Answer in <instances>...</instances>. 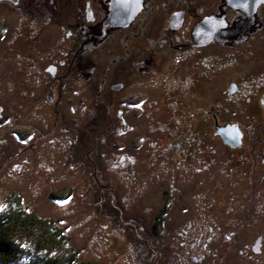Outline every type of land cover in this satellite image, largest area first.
<instances>
[{
  "label": "flooded vegetation",
  "instance_id": "af4514ba",
  "mask_svg": "<svg viewBox=\"0 0 264 264\" xmlns=\"http://www.w3.org/2000/svg\"><path fill=\"white\" fill-rule=\"evenodd\" d=\"M113 1L0 0V42L5 39L9 49L16 51L4 56L5 61L25 62L22 84L34 83L32 88L38 89L33 105L45 96L51 108L49 101L56 97L78 130L86 121V105L92 97L95 108L107 103L105 114L114 112L120 133L131 129L125 113L127 117L148 110L165 116L153 115L157 128L166 132L158 152L157 179H153L156 206L155 214L150 212L151 225L164 209L173 207L182 188L193 189L191 197L201 218L187 220L183 232L254 234L253 244L244 245L240 252L260 251L264 234V0H125L134 1L132 6L138 1V10L126 24L123 18L115 22L107 18ZM126 6L121 8L124 14ZM205 17L210 21L197 31ZM48 38L52 39L44 48ZM117 46L126 53L120 54ZM25 48L31 55L35 51V58L43 56L40 63L30 59ZM169 54H175L173 61ZM126 67L133 82L145 89L127 90L126 96L115 99L128 87ZM36 68L38 78L30 82L29 73ZM93 68L99 70L96 77ZM90 81L97 86L89 87ZM45 84L53 93L49 98L40 91ZM152 87L160 91L159 100L150 101ZM106 90L109 93L104 95ZM51 115L54 120L60 117L62 123L66 120L56 108ZM2 117L0 105V130L6 123ZM41 117L45 119L46 114ZM223 126L227 131L238 128L239 145L224 144L217 132ZM133 145L138 147L136 142ZM216 150L225 163L213 164L219 165L218 171L210 161ZM239 165L244 173L236 169ZM184 208L189 211L188 206ZM211 213L215 220L209 221ZM204 255L189 254L186 264H212L204 261Z\"/></svg>",
  "mask_w": 264,
  "mask_h": 264
},
{
  "label": "rangeland",
  "instance_id": "374dc122",
  "mask_svg": "<svg viewBox=\"0 0 264 264\" xmlns=\"http://www.w3.org/2000/svg\"><path fill=\"white\" fill-rule=\"evenodd\" d=\"M49 39L52 38L44 40V48L50 44ZM7 41L14 40L9 38ZM8 44L5 39H1L0 105L4 115L2 119L6 123L4 129L0 130V200L5 191L18 193L26 210L50 219L68 236V242L76 249L78 261L81 262L150 264L151 259L152 264H186L190 254L187 245L198 238L196 245L203 239L208 243L206 249L203 248L207 256L204 261L212 264H264V234L260 237V251L242 253L240 250L244 249V245L253 244L256 239L254 234L226 236L218 233L212 234L215 239L210 240L192 230L183 232V224L187 220L201 218V211L191 197L193 189H181V194L177 195L178 199L171 207V216L165 228L153 233L150 223V212L156 206L153 179L154 176L155 181L157 179L158 152L166 132V129L157 128L159 123L153 119V115L161 119L165 116L148 113V110L127 117L125 113L131 129L120 133L117 125L120 122L114 120V112L107 111L105 114L107 103L95 108L92 97L90 103L87 101L86 121L78 130L77 125L70 122L73 120L67 108L63 107L65 104L62 106L57 103L56 97L49 101L51 108L46 105L45 96L37 100L39 105H33L32 100L38 89L32 88L34 83L22 84L25 75L21 73L24 72L22 66L25 62L20 64L19 59L5 61L4 56L16 54V51L9 49L11 46ZM33 44L29 43V46ZM117 48L120 54L126 53L123 47ZM25 51L29 53L30 59L35 58V51L32 55L29 49L25 48ZM127 51L126 56H129L130 51ZM138 54L144 55L141 52ZM174 56L169 54L170 61H173ZM41 57L35 58L37 64ZM39 71L36 68L29 73L30 82L38 78L36 73ZM123 73L127 74L129 84L122 88L121 93L114 95L115 99L120 94L126 96L127 90L145 89L133 82L130 68L126 67ZM97 75L99 70L93 68V76ZM173 78L171 76L169 79ZM94 86L97 84L90 81L89 87ZM40 91L43 95L48 94V98L53 95L47 84ZM150 91V101L159 100L160 91L155 87L150 88ZM108 93L106 90L104 95ZM104 95L103 98H106ZM197 102L203 103L202 100ZM114 106L109 103V107ZM54 108L63 114L66 119L64 123L60 117L53 119L51 113ZM45 114L44 119L41 116ZM153 123L157 130L152 128ZM32 132L34 135L30 134ZM135 142L136 148L133 145ZM212 154L214 159L210 160L211 165L223 163L219 151ZM166 160L167 157L162 159L164 166ZM212 168L218 171L219 165H213ZM236 169L244 173L241 165ZM121 171L129 172L134 177L129 179L128 175L119 174ZM166 174H169L168 171ZM142 181L143 184L147 182V185L141 190L139 182ZM68 186L70 191L65 197L50 195L52 190ZM110 198L113 204L109 202ZM187 206L189 211L184 210ZM119 211L127 218L143 224L141 234H135L134 222L131 224L133 228L122 225L117 217ZM12 264L24 263L19 260Z\"/></svg>",
  "mask_w": 264,
  "mask_h": 264
},
{
  "label": "trees",
  "instance_id": "16d2710c",
  "mask_svg": "<svg viewBox=\"0 0 264 264\" xmlns=\"http://www.w3.org/2000/svg\"><path fill=\"white\" fill-rule=\"evenodd\" d=\"M166 121L165 126L168 123ZM123 173L128 175L129 179L134 177V175H130L129 172L125 171H121L119 174ZM139 183L142 186L141 190L144 185H147V182L144 184L143 181ZM69 191L70 186L52 190L50 195L63 198ZM2 195L3 197L0 200V264H12L19 260L24 264H72L75 262L77 264H92L78 261L77 251L68 242V236L62 233L50 219L37 216L33 211L26 210L22 206V199L18 193L5 191ZM111 199H109V202L113 204ZM128 201L132 200L128 199ZM170 211L171 208L164 209L155 218V222L151 225L153 233H159L165 228L167 219H170L171 216ZM209 212L211 211L209 210ZM117 217L125 227L133 228L131 224L134 222L135 234H141L140 229L144 226L139 221L137 222L136 220L135 222L127 218L121 211H119ZM207 218L209 221L215 220V213L207 214ZM196 234H203L206 239H215V236H212L214 233H209L208 231L196 232ZM195 242L197 243V240ZM207 244L205 239L197 245L190 241L187 245V251H190V254H196V256L202 255V253L205 254L204 249H206ZM204 256L207 258L206 254Z\"/></svg>",
  "mask_w": 264,
  "mask_h": 264
},
{
  "label": "water",
  "instance_id": "95a60500",
  "mask_svg": "<svg viewBox=\"0 0 264 264\" xmlns=\"http://www.w3.org/2000/svg\"><path fill=\"white\" fill-rule=\"evenodd\" d=\"M138 1H136V5H137ZM127 4V12L124 14L121 11V8H123L125 10V5ZM134 4V1L130 2L127 1L125 2V0H114L113 1V5L110 8V12L108 15V19H112L114 22L115 21H124L122 23L126 24V22H128V20L130 18H132L135 14V11L138 10V6H132ZM231 6H235V3H230ZM179 13V12H178ZM177 14V13H176ZM175 14V15H176ZM210 21V17H205L204 19H202L199 22V27H197V31H199L200 26L204 23V22H208ZM217 132L219 133L218 135L222 138V141L224 142V144L230 145V146H237L240 143V139H241V134L238 131V128L236 127H230L229 131H227V129H225V126L223 127H218L217 128Z\"/></svg>",
  "mask_w": 264,
  "mask_h": 264
}]
</instances>
